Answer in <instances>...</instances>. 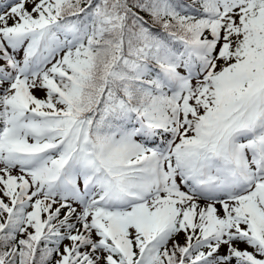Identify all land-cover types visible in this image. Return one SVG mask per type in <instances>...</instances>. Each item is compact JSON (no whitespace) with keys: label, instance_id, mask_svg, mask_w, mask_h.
<instances>
[{"label":"snow or ice","instance_id":"6c2138e0","mask_svg":"<svg viewBox=\"0 0 264 264\" xmlns=\"http://www.w3.org/2000/svg\"><path fill=\"white\" fill-rule=\"evenodd\" d=\"M0 264H264V0H0Z\"/></svg>","mask_w":264,"mask_h":264}]
</instances>
